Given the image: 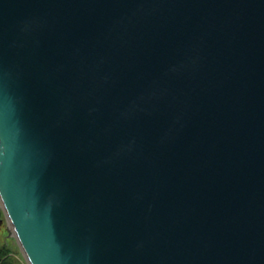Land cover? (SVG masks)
I'll return each instance as SVG.
<instances>
[{
  "label": "water",
  "instance_id": "95a60500",
  "mask_svg": "<svg viewBox=\"0 0 264 264\" xmlns=\"http://www.w3.org/2000/svg\"><path fill=\"white\" fill-rule=\"evenodd\" d=\"M0 206L29 264H264V0H0Z\"/></svg>",
  "mask_w": 264,
  "mask_h": 264
},
{
  "label": "rangeland",
  "instance_id": "374dc122",
  "mask_svg": "<svg viewBox=\"0 0 264 264\" xmlns=\"http://www.w3.org/2000/svg\"><path fill=\"white\" fill-rule=\"evenodd\" d=\"M0 218L3 219L0 224V247L2 249V260L6 264H29L13 234L11 225L7 222L3 212L1 213ZM8 230H10L11 233Z\"/></svg>",
  "mask_w": 264,
  "mask_h": 264
},
{
  "label": "trees",
  "instance_id": "16d2710c",
  "mask_svg": "<svg viewBox=\"0 0 264 264\" xmlns=\"http://www.w3.org/2000/svg\"><path fill=\"white\" fill-rule=\"evenodd\" d=\"M1 213H2V209L0 207V216H1ZM0 264H6L3 260H2V249L0 247Z\"/></svg>",
  "mask_w": 264,
  "mask_h": 264
}]
</instances>
